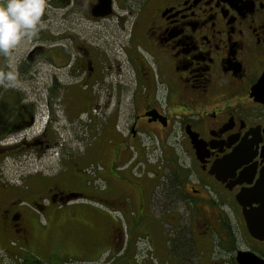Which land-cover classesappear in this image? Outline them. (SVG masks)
<instances>
[{
    "label": "flooded vegetation",
    "instance_id": "obj_1",
    "mask_svg": "<svg viewBox=\"0 0 264 264\" xmlns=\"http://www.w3.org/2000/svg\"><path fill=\"white\" fill-rule=\"evenodd\" d=\"M48 1L61 20L49 48L43 14L42 37L39 31L27 57L16 60L18 86L5 91L0 85V110L7 113L0 161L40 160L55 151L60 132L50 113L58 97L67 114L85 117L83 125L91 130L81 155L63 152L65 168L28 175L22 186L0 184L4 252L17 243L52 240V224L69 221L76 195L119 210L131 205V195L122 194L130 189L137 191L141 210L149 194L155 214L157 182L165 174L150 170L153 181L140 183L131 178L130 167L149 157L143 146L151 142L163 147L162 162L173 156L180 179L178 174L179 186L164 190L169 209L152 218L159 223L161 244L143 264L264 263V0H106L103 9L105 0ZM77 5L92 25L119 20L120 80H108L112 59L101 44L65 26ZM14 54L15 49L11 58ZM43 57H49L52 81L25 90ZM11 58L0 56V71L9 70ZM44 91L53 109L40 114L39 100L29 98ZM124 109L127 122L119 130ZM96 165L109 175L93 177L88 190L87 175L79 172L92 173ZM99 180L106 187L98 193ZM116 231L122 246L124 228Z\"/></svg>",
    "mask_w": 264,
    "mask_h": 264
},
{
    "label": "rangeland",
    "instance_id": "obj_2",
    "mask_svg": "<svg viewBox=\"0 0 264 264\" xmlns=\"http://www.w3.org/2000/svg\"><path fill=\"white\" fill-rule=\"evenodd\" d=\"M54 6L47 2V7L44 12V23L46 29L42 30L45 32V36L43 40L45 41L46 48L48 49L53 40V33L60 25V17L55 14ZM125 14V9L120 8L117 10V15L122 16ZM84 14H81L80 6L77 5L76 13L69 15L66 19L63 20L65 26L70 28L73 31V34L77 36L88 39V41H93L95 43L101 44L103 49L112 59L111 63V73L108 75V80L110 82H116L120 80L123 74L118 72V60L122 58V52L120 47L122 43H124V39L121 35V26L119 25V20L114 17L109 22L102 23L100 25H92L88 20L81 18ZM130 24H126V28H129ZM42 31L40 30V38L42 37ZM99 38V41L95 39ZM31 39H27L24 42L21 41L15 47V54L11 58L10 64L12 67L15 66L17 59H25L31 49ZM52 57V56H51ZM42 61L39 65L38 74L34 82H26L27 87L25 90H32L36 88L37 85H42L49 83L52 81V72L53 68L49 66V57L40 58ZM127 69V65L123 64V71L125 73ZM30 80V79H28ZM49 80V81H48ZM25 86V84H24ZM42 87V86H41ZM9 86L5 87V91H8ZM24 89V88H23ZM40 90H42L40 88ZM29 100H39L40 102V114L42 110L45 112L52 111L48 107L47 102L49 101V96L44 91L37 98L30 94ZM124 101V102H123ZM123 103L127 102V97L123 100ZM49 109V110H47ZM54 113L51 114V119H55V123L53 124V128L60 132L59 142L60 145L55 148V151L47 153L40 160H25V158H7L5 160L0 161V184L1 185H18L22 186L25 182L26 176L34 174L36 172H56L59 167H64V160L66 156H64L63 152H67L68 154H80L83 152L84 148L87 145V134L91 129L85 128L83 124L85 117H82L80 120L78 116H71V114H67L64 106L61 104V98L58 97L54 103ZM123 117L120 118L121 124L119 125V130L122 129V124L126 123V109H124ZM110 114V111H105L104 119H106ZM47 114H44V117ZM99 117H102V113L96 114ZM83 116V115H82ZM7 119L6 111L0 110V127L5 125ZM123 120V121H122ZM94 133L99 132V128L93 130ZM2 130H0V134H2ZM1 141V140H0ZM2 145L0 144V147ZM146 150H144V149ZM143 150L149 157L147 159L141 160V162L136 161L134 164L130 165V163L125 164V166H129L132 169L131 178L140 183H150L153 181V174L150 170H153L154 173L158 171L159 173H164V176L158 180L157 193L155 197L156 206L155 211L156 215H162L168 207L164 206L165 203L169 202V199L166 200L164 194V190L168 188L167 192H170L172 188L179 186L178 179H180V167L177 162L174 161L172 156L171 162H162V150L163 147H160L158 143L145 144L143 146ZM166 150L170 147H164ZM170 151V150H168ZM63 155L64 158H60L59 156ZM83 155V154H82ZM181 155V153H180ZM95 162L96 160H92ZM86 163V162H84ZM166 165L170 167L167 168ZM126 167V168H127ZM129 167V168H130ZM166 167V169H165ZM119 176V171L113 170V172ZM84 173L87 175L88 182V190L91 188L94 183V178H102L104 176L109 175V171L102 165H96L93 167V172L89 171H80L79 173ZM179 174V176H178ZM178 176V179L176 178ZM94 177V178H93ZM106 180V179H105ZM105 180L100 181L97 184L98 189L95 192L105 191L102 190L103 187H106ZM180 181V180H179ZM103 182V183H102ZM172 183V184H170ZM95 188V187H92ZM180 188V187H179ZM122 193L125 195H131L129 202L131 205L121 208L122 210L115 212L108 208H103L106 210L112 218L119 220L122 223L125 238L124 243L121 247H118L116 250H101L100 252L94 253L89 248L87 250H83L77 247L75 238L61 237L55 232V236L51 238L50 241H34L31 243H27V247L25 248L23 244H14L13 247L10 248V252H4L5 247L3 243H0V264H143L146 260H151L153 258L155 248H159L161 244V239H159V223L152 220L155 216L154 211L149 206L151 196L149 194L147 197L145 210L139 209V200H137L136 192L130 189L124 190ZM127 191V194H126ZM103 194V192H102ZM121 194V195H122ZM122 199V197H120ZM93 199H89L85 197L84 201L88 206L95 208ZM171 202H169L170 204ZM102 205V203L100 202ZM141 205V204H140ZM154 205V204H153ZM103 206V205H102ZM142 206V205H141ZM180 208V206L178 207ZM172 214H180L178 212H172ZM177 216V215H174ZM163 221V220H161ZM117 236L119 233L117 231L114 232ZM76 238L80 240V236L75 235ZM61 238V239H60ZM83 238V236H82ZM60 239V240H59ZM59 240V241H58ZM31 244V245H30ZM165 246V242H164ZM158 252V251H157ZM39 261L40 263H37Z\"/></svg>",
    "mask_w": 264,
    "mask_h": 264
},
{
    "label": "crops",
    "instance_id": "obj_3",
    "mask_svg": "<svg viewBox=\"0 0 264 264\" xmlns=\"http://www.w3.org/2000/svg\"><path fill=\"white\" fill-rule=\"evenodd\" d=\"M94 205L95 208L84 203L73 202L68 206L69 221L67 218H58L52 224L53 231L61 235L62 238H75V245L83 250L89 248L94 253L108 249L116 250L119 243H117L118 236L114 232L123 225L119 220L106 213V210L101 206ZM75 235L80 236V240ZM26 244H23L25 248L27 247Z\"/></svg>",
    "mask_w": 264,
    "mask_h": 264
},
{
    "label": "clouds",
    "instance_id": "obj_4",
    "mask_svg": "<svg viewBox=\"0 0 264 264\" xmlns=\"http://www.w3.org/2000/svg\"><path fill=\"white\" fill-rule=\"evenodd\" d=\"M48 0H0V56L11 58L25 38L33 39L44 27L42 16ZM19 72L14 67L0 71V85L17 87Z\"/></svg>",
    "mask_w": 264,
    "mask_h": 264
},
{
    "label": "water",
    "instance_id": "obj_5",
    "mask_svg": "<svg viewBox=\"0 0 264 264\" xmlns=\"http://www.w3.org/2000/svg\"><path fill=\"white\" fill-rule=\"evenodd\" d=\"M106 5H107V2H106V0L105 1H103L102 3H100V6H99V8L101 9H103L104 7H106ZM260 83L258 84V86L256 87V91H259V89H260ZM258 94V93H257ZM82 198V196H80V197H78L77 195L75 196V197H73V200H78V199H81ZM251 264H254V263H252V262H250ZM262 264H264V263H262Z\"/></svg>",
    "mask_w": 264,
    "mask_h": 264
},
{
    "label": "trees",
    "instance_id": "obj_6",
    "mask_svg": "<svg viewBox=\"0 0 264 264\" xmlns=\"http://www.w3.org/2000/svg\"><path fill=\"white\" fill-rule=\"evenodd\" d=\"M37 263H40L39 261H36Z\"/></svg>",
    "mask_w": 264,
    "mask_h": 264
}]
</instances>
